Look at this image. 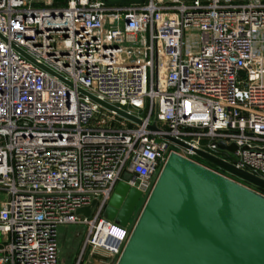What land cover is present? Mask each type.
<instances>
[{
    "label": "built area",
    "instance_id": "built-area-1",
    "mask_svg": "<svg viewBox=\"0 0 264 264\" xmlns=\"http://www.w3.org/2000/svg\"><path fill=\"white\" fill-rule=\"evenodd\" d=\"M62 3L0 0V264H60L70 225L75 264H117L135 224L106 206L123 181L146 203L172 153L264 196L196 152L264 180V0Z\"/></svg>",
    "mask_w": 264,
    "mask_h": 264
},
{
    "label": "water",
    "instance_id": "water-1",
    "mask_svg": "<svg viewBox=\"0 0 264 264\" xmlns=\"http://www.w3.org/2000/svg\"><path fill=\"white\" fill-rule=\"evenodd\" d=\"M107 4H143L146 0H104ZM87 95L102 107L140 120ZM157 130L156 124L150 127ZM166 139L187 147L172 137ZM226 148L224 144L220 145ZM235 150L233 145L228 147ZM210 163L264 190V180L208 153ZM125 180L130 178L127 173ZM140 191L120 182L104 217L127 226ZM96 201L93 202L94 206ZM92 208L78 214L90 217ZM117 264H264V196L213 170L172 153L133 227Z\"/></svg>",
    "mask_w": 264,
    "mask_h": 264
},
{
    "label": "rangeland",
    "instance_id": "rangeland-1",
    "mask_svg": "<svg viewBox=\"0 0 264 264\" xmlns=\"http://www.w3.org/2000/svg\"><path fill=\"white\" fill-rule=\"evenodd\" d=\"M58 1L60 3L63 2L61 4V6L65 4V0H58ZM212 165L214 167V164H212ZM233 179H235L238 182L243 183V184L251 187L252 189L264 194V190L257 187V186L247 184V183L240 181L236 178H233ZM144 202H145V198H142L140 200L139 205L136 208L134 216L131 220L132 225L135 224L139 215L141 214V212L144 208V205H145ZM86 237H87V227L85 225L62 226L58 229V243H59V247H60V253H59L60 264H75V261L77 260V258L79 257V255L83 249ZM88 254H89V251L87 250V252L85 254V260L87 259Z\"/></svg>",
    "mask_w": 264,
    "mask_h": 264
},
{
    "label": "crops",
    "instance_id": "crops-1",
    "mask_svg": "<svg viewBox=\"0 0 264 264\" xmlns=\"http://www.w3.org/2000/svg\"><path fill=\"white\" fill-rule=\"evenodd\" d=\"M76 262V261H75Z\"/></svg>",
    "mask_w": 264,
    "mask_h": 264
},
{
    "label": "flooded vegetation",
    "instance_id": "flooded-vegetation-1",
    "mask_svg": "<svg viewBox=\"0 0 264 264\" xmlns=\"http://www.w3.org/2000/svg\"><path fill=\"white\" fill-rule=\"evenodd\" d=\"M131 222V221H130Z\"/></svg>",
    "mask_w": 264,
    "mask_h": 264
}]
</instances>
